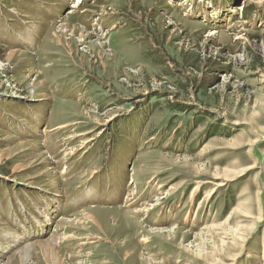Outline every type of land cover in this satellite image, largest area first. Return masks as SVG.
<instances>
[{
  "label": "rangeland",
  "instance_id": "374dc122",
  "mask_svg": "<svg viewBox=\"0 0 264 264\" xmlns=\"http://www.w3.org/2000/svg\"><path fill=\"white\" fill-rule=\"evenodd\" d=\"M76 3L0 0V232L62 264H264V0Z\"/></svg>",
  "mask_w": 264,
  "mask_h": 264
},
{
  "label": "bare ground",
  "instance_id": "6f19581e",
  "mask_svg": "<svg viewBox=\"0 0 264 264\" xmlns=\"http://www.w3.org/2000/svg\"><path fill=\"white\" fill-rule=\"evenodd\" d=\"M72 1H74V0H72ZM79 1H81V0H77V3L79 2ZM76 3V4H77ZM73 7H76V6H73ZM19 11V10H18ZM76 11V9H74L73 10V12H75ZM83 13L85 12V10H83L82 11ZM68 24L67 23H62L61 25H60V29L63 31V30H66L68 27ZM115 26L113 25L112 27H111V29H113ZM69 29V28H68ZM86 31V30H85ZM88 35H91V34H87L86 35V32H83L82 33V41L83 42H85L86 43V38H87V36ZM12 49H13V47H12ZM11 49V51H9V53H8V58L7 59H11L14 55H16V53H18L17 52V50H12ZM23 53V52H22ZM26 120V118H24V119H22V120H19L22 124H23V122ZM66 125V124H65ZM68 125V124H67ZM28 126V125H27ZM36 126V125H35ZM60 127H61V125H60ZM63 127V126H62ZM19 130H20V128H19ZM27 130V129H26ZM41 134V133H40ZM28 141V140H27ZM89 141V140H88ZM87 142V141H86ZM18 144L19 145H21V146H26V140H20L19 142H18ZM83 144H85V143H83ZM1 152H3V151H1ZM0 152V163L3 161L2 159H3V153H1ZM10 152V151H9ZM8 152V153H9ZM74 152H75V150H74ZM11 156V155H10ZM39 156V155H38ZM7 158V157H6ZM46 157H42V159H40V162L38 161L39 159L38 158H33V160H32V163L33 162H36V161H38L39 163H43V162H46V160H48V159H45ZM49 158V157H48ZM31 163V162H30ZM38 164V163H37ZM31 165V164H30ZM29 165V166H30ZM36 165V164H35ZM33 166V165H32ZM26 168V165L25 164H17L15 167H14V170H13V172H15V173H17V172H22L24 169ZM50 168V167H49ZM51 171H52V169H51ZM45 172H47V171H45ZM50 173V172H49ZM42 174H44L43 172H42ZM213 183H215V181H213ZM216 184H220V183H217L216 182ZM58 186V185H57ZM216 190V189H215ZM214 188H210V189H208L207 190V192L205 193V199L206 198H209V197H211L213 194H214ZM47 192V191H46ZM89 196V195H88ZM90 197V196H89ZM73 201V200H72ZM49 203V202H48ZM55 204V203H54ZM36 206L37 207H39L40 205L39 204H36ZM55 206V205H54ZM56 206H58V205H56ZM55 210H57V208L55 209ZM41 211L42 212H44L43 210H42V207H41ZM36 218H39V217H36ZM60 218V220L62 221V222H69V223H76V222H79L80 221V219L78 218V217H76V218H74L73 220H68V218L66 217L65 218V216H61V217H59ZM60 223V222H59ZM8 226L6 225V228H7ZM8 230V229H7ZM230 231V230H229ZM231 231H233V230H231ZM19 233H17L16 232V230H11V231H1L0 232V234L4 237V238H10L9 239V241H7V244L8 245H16V249H15V251L13 252V254L14 255H12L11 257H8V263L7 264H9L13 259H14V257L15 256H18V257H20L21 258V260L22 261H24L26 258H28L29 256H30V254L32 253L31 251H32V248L34 247V246H36V245H40V247L41 246H43L47 251H45V252H48V251H50V253H51V251H52V255H53V258L51 257H49V259H50V263L51 264H62L61 262H59V255H58V252L54 249V248H52V246H54V245H58V238H56V236H50V237H48V238H44V239H35V240H33V241H31V242H29V243H27V244H24V242L22 241V239H24L23 237H22V233L20 232V231H18ZM28 232L29 233H31L29 230H28ZM227 232H228V230H227ZM230 235V234H229ZM226 236V235H225ZM67 237H70V238H74V235L73 234H71V233H69L68 235H67ZM229 237V236H228ZM232 237V236H231ZM64 239V238H63ZM77 239H82V240H84L85 238L84 237H79L78 236V238ZM86 239H87V237H86ZM245 241V240H244ZM23 242V246L21 245H19L20 243H22ZM27 242V241H26ZM1 243V242H0ZM61 243V242H60ZM86 243V241H82V244H85ZM87 244V243H86ZM85 244V245H86ZM7 247H9V246H6V248ZM43 247H41V248H43ZM84 247V246H83ZM8 249V248H7ZM36 249V248H35ZM39 252V251H38ZM53 252H55V253H53ZM49 253V254H50ZM80 254V253H79ZM45 255H46V253H45ZM69 259V258H68ZM3 261V260H2ZM10 261V262H9ZM72 261V260H71ZM0 264H1V261H0ZM63 264H65V263H63Z\"/></svg>",
  "mask_w": 264,
  "mask_h": 264
}]
</instances>
